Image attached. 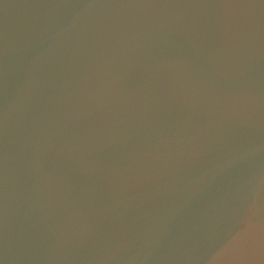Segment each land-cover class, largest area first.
I'll use <instances>...</instances> for the list:
<instances>
[{
	"label": "water",
	"instance_id": "95a60500",
	"mask_svg": "<svg viewBox=\"0 0 264 264\" xmlns=\"http://www.w3.org/2000/svg\"><path fill=\"white\" fill-rule=\"evenodd\" d=\"M262 179L264 0H0V264H264Z\"/></svg>",
	"mask_w": 264,
	"mask_h": 264
},
{
	"label": "clouds",
	"instance_id": "9594fccd",
	"mask_svg": "<svg viewBox=\"0 0 264 264\" xmlns=\"http://www.w3.org/2000/svg\"><path fill=\"white\" fill-rule=\"evenodd\" d=\"M190 184V181L181 182L177 176L173 175L156 188L155 215L151 219L150 224L158 238L163 236L166 225L171 219L179 200L190 190ZM253 188L254 195L251 209L255 210L257 197L264 194V179L253 185Z\"/></svg>",
	"mask_w": 264,
	"mask_h": 264
}]
</instances>
